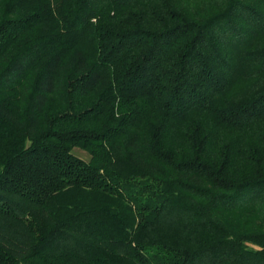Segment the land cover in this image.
Instances as JSON below:
<instances>
[{
	"label": "trees",
	"instance_id": "trees-1",
	"mask_svg": "<svg viewBox=\"0 0 264 264\" xmlns=\"http://www.w3.org/2000/svg\"><path fill=\"white\" fill-rule=\"evenodd\" d=\"M0 264H264V0H0Z\"/></svg>",
	"mask_w": 264,
	"mask_h": 264
},
{
	"label": "rangeland",
	"instance_id": "rangeland-1",
	"mask_svg": "<svg viewBox=\"0 0 264 264\" xmlns=\"http://www.w3.org/2000/svg\"><path fill=\"white\" fill-rule=\"evenodd\" d=\"M72 152L76 156H78V157H80V158H82L84 160H88L89 159V154L86 151H84L83 149H80L78 147H74L73 150H72Z\"/></svg>",
	"mask_w": 264,
	"mask_h": 264
}]
</instances>
